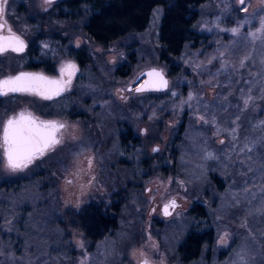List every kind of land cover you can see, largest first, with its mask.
I'll list each match as a JSON object with an SVG mask.
<instances>
[{"label":"rangeland","instance_id":"obj_1","mask_svg":"<svg viewBox=\"0 0 264 264\" xmlns=\"http://www.w3.org/2000/svg\"><path fill=\"white\" fill-rule=\"evenodd\" d=\"M52 8L8 0L5 18L28 42L39 38L41 23L42 34L62 33L90 63L68 89L80 92L77 109L56 148L22 171L4 164L0 148V264H183L177 248L191 230L211 238L195 264H264V33L257 32L264 0H205L194 45L164 59L161 7L142 32L105 46L40 20ZM37 44L43 58L55 50ZM62 52L54 56L56 72L71 59ZM27 58L0 55V79L26 68ZM152 67L168 75L166 91L128 90ZM47 104L34 95L5 97L0 128L9 116ZM44 168L48 179L21 187L18 180H36ZM171 200L177 207L164 216ZM90 208L116 214L120 229L91 240L82 221Z\"/></svg>","mask_w":264,"mask_h":264},{"label":"trees","instance_id":"obj_2","mask_svg":"<svg viewBox=\"0 0 264 264\" xmlns=\"http://www.w3.org/2000/svg\"><path fill=\"white\" fill-rule=\"evenodd\" d=\"M204 2L205 0H65L52 8L50 13L54 16L49 18V21L81 30L93 43L105 46L142 32L148 25L153 10L161 7L163 15L159 28V52L164 59L166 56L179 55L187 45H194L197 38V9ZM36 30L45 33L47 29L41 23ZM49 34H44L47 37L43 38H49ZM40 171L37 172L36 180H18L21 187L29 188L39 179H48L46 168ZM214 181L215 179L211 182ZM16 185L17 182H14L13 186L17 189ZM197 216L199 215L196 214ZM118 220L116 214L109 216L95 208L88 209L82 217L83 222H88L84 226L85 231L87 234L93 232L90 238L94 241H99L120 229ZM209 234L210 232L205 230H191L182 238L177 249L183 264H195L203 256L211 241Z\"/></svg>","mask_w":264,"mask_h":264},{"label":"snow or ice","instance_id":"obj_3","mask_svg":"<svg viewBox=\"0 0 264 264\" xmlns=\"http://www.w3.org/2000/svg\"><path fill=\"white\" fill-rule=\"evenodd\" d=\"M44 2L51 4L53 0H44ZM239 3L244 5L245 0H239ZM7 4L8 0H0V55L9 51L21 53L26 47L25 42L8 25L5 18ZM241 10L247 11V8L244 7ZM5 30L7 31L6 35L4 34ZM230 31L233 34H237L238 29L233 28ZM257 32L264 33V19L261 20V28ZM251 35L254 39L259 38L256 33ZM75 71L76 66L72 63H67L60 68V78H49L42 74L26 72L7 76L0 79V96L19 93L50 100L66 89L71 83V78ZM142 75H146L148 79L135 89L136 92L161 90L167 87V81L163 79L162 73L155 69L142 73ZM65 76H67V79L64 78ZM189 99H192L191 95ZM247 103L248 101L246 100L245 104ZM64 129H66L65 124L58 121L40 120L29 111H21L8 117L7 120L2 122V128H0V148L3 150L7 167L12 171H22L27 168L35 159L43 156L62 142L61 134ZM158 150L153 149V151ZM91 163V160H89V167H91ZM67 182L69 184L72 183L71 180ZM169 207H176L174 200L169 204H165V215L169 214ZM142 264H149V261L145 259Z\"/></svg>","mask_w":264,"mask_h":264},{"label":"flooded vegetation","instance_id":"obj_4","mask_svg":"<svg viewBox=\"0 0 264 264\" xmlns=\"http://www.w3.org/2000/svg\"><path fill=\"white\" fill-rule=\"evenodd\" d=\"M44 4H46L44 2V0H42ZM65 0H57V1H53V3L51 4H46L48 6L53 5V8L55 6H57L58 4L64 2ZM18 6H22L21 4H19ZM23 15H26L25 13H22ZM48 14V15H47ZM46 17H42L40 18H53V14L51 13H47ZM31 18V17H28ZM64 32V30H63ZM4 33H7V31H5ZM81 33H83L81 31ZM41 34V35H40ZM18 35V34H17ZM20 36V35H19ZM39 38H33V40H29V42L24 39L23 37H21L27 44V48L23 53H14L9 51L10 53H13L15 55H27V59H26V63H27V67L24 69H21L19 71H17L16 73H14L13 75L21 72V71H28V72H42L44 73L46 76L50 77V78H60V68L67 64V63H72L76 66V71L74 73V75L71 78V83L66 87V89L63 91V93L58 96L55 97L53 99L50 100H46V99H42L39 96H34L39 100H42L45 103H50L45 105V110L42 111H29L31 112L34 116H36L37 118H39L40 120H46V121H58L60 123H63L66 125L67 128V120L66 118H72V115L74 114L73 111H75L77 109V105L73 104L74 103V99L79 97V93L75 92L70 94L68 92V89L70 87H76L83 81V72H85V69H88V67L86 65H88L90 63V60L88 58V56H86L85 52H83L82 50H80L79 48H76L73 45V43L70 41V39L63 37L62 33L59 32H52L49 34V38H43V37H47L46 35H42V33L40 32L39 35H37ZM71 42V43H70ZM37 43H43V44H48L51 43L50 46H52L53 48H55V50H50L49 54L46 56V58H43V54H41L40 50H39V45ZM35 46V48H34ZM62 46L65 49H68V58H71L69 61L63 62L60 67L58 68V72L55 71L54 69V56L56 57V53L59 51L61 54L63 53L62 51H64V48H62ZM63 49V50H62ZM71 50L73 52H71ZM8 53V52H6ZM5 54V53H4ZM41 69H44L41 70ZM10 75V76H13ZM140 76V75H139ZM138 76V77H139ZM7 77V76H6ZM137 77V78H138ZM65 79H67V76L64 77ZM138 79H136L135 83H136V87L142 82L143 78L139 79V81H137ZM131 86V90L134 91V89L136 87ZM135 92V91H134ZM135 93H143V92H135ZM13 95H20L19 93L16 94H10L9 96H13ZM9 96H0V103L2 102V99H4L5 97H9ZM54 102L55 104L57 102H59L55 107L57 108V110H55L54 108ZM19 113V112H18ZM17 114V113H16ZM15 115V114H14ZM13 116V115H11ZM10 117V116H9ZM8 119V118H7ZM6 119V120H7ZM64 130H62V134H61V141L63 139V135H64ZM129 135V134H127ZM125 135L124 139L128 142L130 140H134L133 136L130 134V136ZM124 143V142H123ZM59 145V144H58ZM56 145L55 148L58 146ZM53 150V149H52ZM52 150H49L48 152H46V154H44L43 156L39 157L38 159H41L42 157H44L45 155L49 154V152H51ZM2 157H3V161L4 164L7 166V162L3 156L2 153ZM35 159L33 162H35ZM32 162V163H33ZM31 163V164H32ZM29 164V165H31ZM173 201V200H171Z\"/></svg>","mask_w":264,"mask_h":264},{"label":"water","instance_id":"obj_5","mask_svg":"<svg viewBox=\"0 0 264 264\" xmlns=\"http://www.w3.org/2000/svg\"><path fill=\"white\" fill-rule=\"evenodd\" d=\"M53 1H57V0H53ZM5 35L7 34V33H4ZM17 35V34H16ZM19 36V35H18ZM21 38V37H20ZM22 39V38H21ZM23 40V39H22ZM24 41V40H23ZM25 42V41H24ZM25 45H26V47H25V49H24V51L26 50V48H27V44H26V42H25ZM23 51V52H24ZM23 52H21V53H23ZM152 69H155V70H157L158 72H160V73H162V75H163V79L164 80H166L167 81V87L166 88H163V89H161V90H148V91H143V92H164V91H166L167 89H168V87H169V77H168V75H166L165 73H164V71L161 69V68H156V67H152V68H149V69H146V70H144L142 73H147V72H149V71H151ZM21 72H26V73H36V74H42V75H44V76H46L44 73H42V72H28V71H21ZM20 73V72H19ZM142 73L140 74V76L137 78L138 80L137 81H139V79H141V78H143V80H142V82L137 86V87H140L143 83H144V81L145 80H147L148 79V77L146 76V75H142ZM18 74V73H17ZM16 75V74H15ZM14 76V75H13ZM46 77H48V76H46ZM5 78V77H4ZM50 78V77H49ZM1 79H3V78H1ZM136 87V88H137ZM135 88V89H136ZM129 89H131V86H129L128 87V90ZM135 89H134V91H135ZM136 92V91H135ZM63 93V92H62ZM61 93V94H62ZM60 94V95H61ZM60 95H58V96H60ZM58 96H55V97H58ZM55 97H53V98H55ZM5 158V157H4ZM6 160V159H5ZM169 204V203H168ZM175 204H176V207H177V202L175 201ZM164 206L165 205H163L162 206V212H163V215L164 216H169L170 214H172V211L176 208V207H172V209H170V207H169V209H168V212H169V214L168 215H165V213H164ZM141 264H142V262H141Z\"/></svg>","mask_w":264,"mask_h":264}]
</instances>
